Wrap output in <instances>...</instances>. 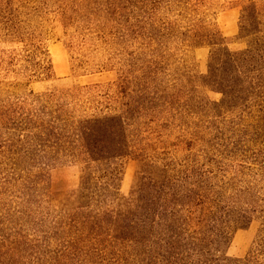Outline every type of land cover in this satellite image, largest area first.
<instances>
[{
    "label": "rangeland",
    "instance_id": "1",
    "mask_svg": "<svg viewBox=\"0 0 264 264\" xmlns=\"http://www.w3.org/2000/svg\"><path fill=\"white\" fill-rule=\"evenodd\" d=\"M54 1L21 0L24 43L0 39V264H134L126 246L89 226L90 214L68 196L85 165L47 160L25 142L18 122L38 117L42 106L75 119L92 114L126 81L143 110L134 126V157L119 162V194L129 196L144 164L143 171L155 164L174 181L186 169L206 171L232 116L220 110L221 95L202 83L209 47L193 44L216 29L230 49H239V10L248 0H112L106 16L68 11L66 27ZM237 180L256 186L264 211V177ZM258 228L255 220L232 232L218 250L244 257Z\"/></svg>",
    "mask_w": 264,
    "mask_h": 264
},
{
    "label": "trees",
    "instance_id": "2",
    "mask_svg": "<svg viewBox=\"0 0 264 264\" xmlns=\"http://www.w3.org/2000/svg\"><path fill=\"white\" fill-rule=\"evenodd\" d=\"M53 4L62 11L64 27L70 21L68 11L106 16L115 7L112 0ZM22 5L21 0H0L1 40L24 43L18 23ZM195 39L194 47L201 40L210 49L202 83L221 95L220 110L232 116L208 171L186 169L174 181L155 164H146L152 171H143L144 164L129 196L119 194V162L134 157V126L143 110L140 97L128 90L126 81L118 82L114 95L95 106L92 114L75 119L65 117L60 108L42 106L41 115L26 117L17 127L27 131L25 142L40 147L47 160L67 157L85 165L78 188L68 196L83 214H90L84 217L89 226L108 233L112 244L126 246L134 264H264L262 200L255 185L239 186L237 180L264 177V0L241 4L235 39L239 49H230L216 29ZM108 201L110 208L104 207ZM255 220L259 228L244 257L220 253L232 232Z\"/></svg>",
    "mask_w": 264,
    "mask_h": 264
}]
</instances>
